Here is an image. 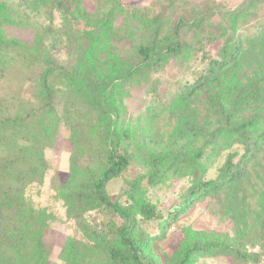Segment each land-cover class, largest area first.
<instances>
[{"label": "trees", "instance_id": "1", "mask_svg": "<svg viewBox=\"0 0 264 264\" xmlns=\"http://www.w3.org/2000/svg\"><path fill=\"white\" fill-rule=\"evenodd\" d=\"M101 1L95 11L81 7L77 15L73 9L82 0H0V80L8 73L1 58L7 53L19 56L26 76L35 68L32 47L4 36L3 26L16 22L13 10L24 14L46 5L47 12L56 10L63 22L57 28L47 26L40 41L41 58L50 65L38 69L41 86L27 89L28 97L0 95V264H47L40 244L47 214L32 206L26 191L43 180L47 169L44 148L55 137L48 115H63L76 140L70 157L73 176L83 166L82 178L62 199L67 216L75 220L91 245L68 241L61 255L68 264H93L96 257L109 264H160L147 249L148 241L161 237L195 201L242 178L263 151L264 66L246 80L237 78L245 47L237 29L256 18L253 8L264 0H240L231 9L216 0L198 5L190 0H165L156 9H127L121 0ZM216 17H222L219 24H214ZM259 26L263 32L264 20ZM125 41L132 42V48L121 53L118 44ZM99 42L109 48L115 43L117 50L85 61L83 51L93 50ZM215 44L214 55L209 46ZM57 49L82 65L69 69L59 60ZM171 59L181 65L191 60L199 63L191 79L178 81L166 103L157 95L159 81H153L150 102L137 119V132L118 127L119 106L127 87L161 72ZM193 98L205 108L199 120L181 118L175 136L163 147L146 149V142H155L151 124L160 111L167 106L178 108ZM134 140L147 158L146 185L134 180L124 193L135 203L123 205L109 197L106 185L135 160L128 152ZM235 142L244 149L238 159L227 158L217 178L195 181L166 215L149 202H137L142 189L157 184L170 169L206 166L213 155ZM81 153L95 156L98 167H88ZM90 211L107 219H90L86 216ZM154 218L161 219V233L155 237L139 225ZM182 248L179 264L202 255L229 256L241 264L259 259V253L249 251L238 239L233 244L193 242Z\"/></svg>", "mask_w": 264, "mask_h": 264}, {"label": "rangeland", "instance_id": "2", "mask_svg": "<svg viewBox=\"0 0 264 264\" xmlns=\"http://www.w3.org/2000/svg\"><path fill=\"white\" fill-rule=\"evenodd\" d=\"M190 1L198 5L203 0ZM216 1L225 3L229 9L240 2V0ZM121 2L127 9L135 7L156 9L165 0H121ZM99 3L102 1L82 0L73 9V13L80 14L81 7H85L91 12L95 11L98 9ZM253 9L257 13L256 18L248 24H240L237 29L244 38L245 46L237 72V78L242 81L249 78L257 68L264 66V31L260 32L259 30V23L264 20V3L256 4ZM48 10L46 5H42L34 11L27 10L24 14L19 13L17 9L13 10L12 13L16 22L3 26L5 37L23 41L32 47L35 68H33V73L26 76L18 55L15 53L3 55L1 58L7 65L8 73L0 80V95L9 99L20 94L22 97H28L27 89L32 85L35 86V84L41 86L36 74L39 70L48 69L50 65L41 58L40 41L45 35L47 26L50 25L52 28L63 26L58 12L53 9L52 13L49 14ZM221 19L222 17L213 19L214 24H219ZM115 22L120 23V16ZM99 43L102 44L93 50L83 51L85 61L87 58L103 57L107 50H117L115 43L114 45L111 43L110 48L106 42ZM217 45L209 46L214 55ZM118 47L121 50L119 52H126L132 48V42H120ZM57 51L59 60L69 69L75 65H82L78 60H73L63 49H57ZM198 63L191 60L186 65H181L176 59H171L161 72L151 74L144 81L129 85L126 89L127 92L122 96L116 125L120 128L130 127L133 133L137 132L139 129L137 119L150 102L152 95L150 87L153 86V81H159L157 95L160 101L166 103L179 80L191 79L190 73L196 69ZM204 110L203 104L197 98L187 100L178 108L167 106L160 111L151 124V133L155 142H146L149 148H144L156 149L159 147L158 144L163 147L165 142L175 136L181 118L199 120V114ZM47 121L51 124L50 128L55 134L53 142L44 148L47 169L43 180L30 185L26 195L32 206L44 209L47 214L45 230L40 238L47 264H68L61 256L68 241L71 240L83 247L91 245L75 220L67 216L66 206L62 199V195L75 188L82 178L83 166L80 165V168L76 169L78 172L73 176L70 157L76 140H73L70 127L63 115H48ZM78 147L81 150L80 144ZM143 151L144 149L137 140H134L128 148V152L133 154L135 160L106 185V191L111 199L118 200L123 205L135 203L127 199L128 196L124 192L130 188L136 179L146 185L144 177L147 175L148 167L147 158ZM243 151V146L235 142L229 148L213 155L206 166L186 168L182 165L179 168L170 169L157 184L144 187L137 197V202H149L155 206L157 212L166 215L171 207L180 202L182 196L188 192L195 181L217 178L226 159L232 156L233 160L236 161ZM81 159L87 160L88 167L96 168L99 165V160L89 153L82 154ZM97 213L90 211L86 216L98 221L107 219L104 214ZM137 216L139 219L140 216ZM114 219L118 223L120 222L118 218L115 217ZM160 223L161 219L154 218L140 221L139 225L149 235L158 236L161 233ZM237 239L245 244L246 249L257 245L260 250L259 258L264 256V147L262 153L248 165L242 178L234 181L232 185L225 186L220 192L212 193L195 201L187 211H183L176 220L172 221L170 227L161 234V237L149 240L147 249L160 261V264H179L183 252L182 247L186 244L207 240L233 244V241ZM91 262L93 264H109L98 257ZM187 264L241 263L229 256L202 255L193 256ZM242 264L249 263L244 262Z\"/></svg>", "mask_w": 264, "mask_h": 264}, {"label": "built area", "instance_id": "3", "mask_svg": "<svg viewBox=\"0 0 264 264\" xmlns=\"http://www.w3.org/2000/svg\"><path fill=\"white\" fill-rule=\"evenodd\" d=\"M248 250L256 253L260 252L259 247L257 245L248 247ZM254 264H264V256H261L258 261L254 262Z\"/></svg>", "mask_w": 264, "mask_h": 264}]
</instances>
